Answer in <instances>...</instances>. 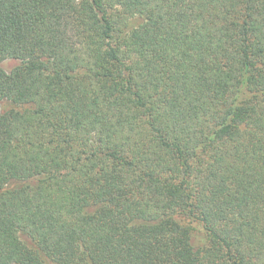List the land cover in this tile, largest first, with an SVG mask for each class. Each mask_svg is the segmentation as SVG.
I'll list each match as a JSON object with an SVG mask.
<instances>
[{
	"label": "trees",
	"instance_id": "1",
	"mask_svg": "<svg viewBox=\"0 0 264 264\" xmlns=\"http://www.w3.org/2000/svg\"><path fill=\"white\" fill-rule=\"evenodd\" d=\"M0 264H264V0H0Z\"/></svg>",
	"mask_w": 264,
	"mask_h": 264
},
{
	"label": "rangeland",
	"instance_id": "2",
	"mask_svg": "<svg viewBox=\"0 0 264 264\" xmlns=\"http://www.w3.org/2000/svg\"><path fill=\"white\" fill-rule=\"evenodd\" d=\"M18 65H19V62L15 60H6L3 63V67L8 73L14 70Z\"/></svg>",
	"mask_w": 264,
	"mask_h": 264
}]
</instances>
